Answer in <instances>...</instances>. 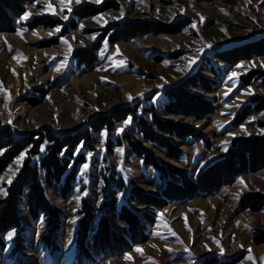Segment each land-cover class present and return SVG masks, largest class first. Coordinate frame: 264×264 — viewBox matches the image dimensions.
Here are the masks:
<instances>
[{"label": "rangeland", "instance_id": "1", "mask_svg": "<svg viewBox=\"0 0 264 264\" xmlns=\"http://www.w3.org/2000/svg\"><path fill=\"white\" fill-rule=\"evenodd\" d=\"M49 4L51 11L46 10ZM83 6L108 8L96 16L81 19L75 16L74 11ZM61 7L60 0H41L29 5L27 12L33 15L28 20L21 18L17 21L16 33H0L2 125L11 126L17 134L35 132L42 127L68 132L88 127L93 118L117 107L135 103H140L141 109L154 104L167 118L164 112L168 103L165 89L179 83L207 58L206 66L212 65L217 71L213 78L218 83L210 93L198 90L196 93L207 96L214 103L216 111L214 115L202 119L183 116L168 118L195 127L208 142L169 136L183 152L179 159L170 157L164 149L145 141L134 120L127 126L118 124L111 134H95L94 151H85L89 167L81 175L82 184L75 189L73 196L64 201L59 194L60 186L47 188L51 204L63 219L60 231L54 235L60 247L57 252L43 246L42 236L47 232L43 221H34L27 206H21L22 224L26 230V249L20 252L24 264H78L75 238L83 200H88L90 208L97 211L108 195L115 198L120 206L128 205L141 215L153 208L131 199L133 187L161 196L162 185L168 177L180 181L174 172L169 171L167 178L161 177L153 168L141 163V159L128 146L126 136L142 142L171 169L187 172L196 179L206 167L226 155L236 138L264 134L261 132L264 130V112L252 115L235 128L231 127L234 116L253 97L264 98V66H261L264 56L238 64L243 67L222 63L213 56L216 51L264 38V0H102L99 4L82 0L79 5L74 2L70 5L71 12L66 8L61 11ZM121 10L123 17L112 19L120 17ZM42 16L59 20L60 31H55L57 27L33 30L25 27L28 21ZM64 16L68 19L65 20ZM94 17H102L101 22L97 23ZM150 21L171 28L178 25L184 28L176 34L149 33L110 42L115 25ZM65 27L68 29L63 32ZM18 31L22 36L17 34ZM34 32L37 35H33ZM49 32L53 34L49 35ZM93 35L96 38L90 39ZM62 39L68 43H63ZM94 46L99 47L98 61L90 68L78 69L73 53ZM198 49L203 51L199 52ZM192 58H196V63L188 68ZM121 61L123 65L116 67ZM58 67L59 71L56 70ZM233 72L237 75L229 80ZM251 73L254 80L246 85L242 77ZM130 80L134 83L133 87L127 85ZM76 81H81L77 87L74 84ZM128 94L133 97L132 100L128 99ZM140 115L141 112L138 113ZM143 115L150 121L149 115ZM9 120L11 124L7 123ZM121 128L124 130L118 131ZM225 140L229 142L226 152L222 150V141ZM119 141L122 142L120 146L117 145ZM110 142L116 144L112 150L108 148ZM119 149H123V153ZM21 164L12 163L0 176V188L6 191L8 179H14ZM12 172H15L14 176ZM120 178L125 187L122 192L118 191ZM240 180L244 183L240 184ZM85 192L87 195H84ZM246 193L264 194V170L239 176L233 185L223 188L214 196L201 194L189 202H174L156 210L157 223L149 226L150 238L147 243L122 257H112L98 264H199L208 256L238 259L237 264H264L261 259L264 257V243L256 244L253 239L264 233V211L241 210L240 197ZM77 196L81 197L79 204ZM5 197L0 195V203ZM107 215L113 227L128 233L116 214ZM169 228L176 233L175 236L169 232ZM157 232L159 235L155 234ZM7 235L4 240L8 247L0 253V264H14L10 253L15 234L10 241ZM69 239L72 240L71 244H68ZM137 248L143 250V255L136 251ZM249 250L252 259H248ZM129 256L131 259L126 258Z\"/></svg>", "mask_w": 264, "mask_h": 264}, {"label": "trees", "instance_id": "2", "mask_svg": "<svg viewBox=\"0 0 264 264\" xmlns=\"http://www.w3.org/2000/svg\"><path fill=\"white\" fill-rule=\"evenodd\" d=\"M41 0H39L40 2ZM37 4V0H0V33H16V23L27 12V6ZM108 6L93 8L83 6L74 11L75 16L85 19L105 11ZM61 22L49 16L35 17L25 23L29 30L38 27L55 28ZM115 29L110 42L131 39L149 33L176 34L184 27H168L158 22L120 23ZM110 27L109 29H111ZM68 28L65 27L63 32ZM98 46L85 50H77L73 57L78 69L90 68L98 61ZM213 56L228 65H238L253 57L264 56V38L238 44L228 49L219 50ZM206 59V57H205ZM208 58L191 74L179 83L165 89L168 98L164 112L165 118L154 106L141 109L140 103L123 105L111 112L97 116L90 121L88 127L62 132L53 128L42 127L38 131L17 134L11 126L0 123V176L16 161L22 152H26L20 170L6 184L7 195L0 203V253L5 252L8 244L4 236L15 230L12 240L14 247L10 259L14 264H24L20 252L26 249L25 227L22 224L21 206L25 204L34 221L41 220L47 232L42 236L45 249L57 252L60 247L54 235L60 231L63 219L54 208L47 196V188L60 186V197L68 201L77 187L83 181L81 169L89 160L85 151H94V135L107 132L111 134L116 126L128 117L137 122L139 132L145 141L151 142L167 152V155L179 159L183 152L169 139L177 138L202 139L206 138L195 128L183 125L169 117H192L202 119L214 115L216 109L207 96L196 93V90L210 93L217 85L214 75L217 71L213 66H206ZM254 74L242 77L246 85L254 80ZM256 76V75H255ZM141 112L142 115L138 116ZM264 112V98L253 97L235 116L231 127L235 128L244 123L256 113ZM143 114L150 116L148 121ZM128 146L137 158L148 167L153 168L161 177L167 178L169 171L174 172L180 181L170 177L162 185L161 196L144 193L136 187L131 189L130 197L140 205L152 207L141 215L128 205H119L115 198L105 196L101 208L93 211L88 200L82 201L77 221L75 238V254L78 264H98L100 261L122 257L135 247L149 241V226L157 223V211L166 208L170 203L189 202L198 195L214 196L223 188L233 185L237 178L244 174H253L264 170V134L236 138L226 155L206 167L196 179L187 172L171 169L162 163L157 156L142 142L126 136ZM208 143V142H207ZM115 144V143H114ZM108 144L109 150L114 146ZM122 144L118 142V146ZM116 145V144H115ZM41 147L44 151H41ZM79 149V151H77ZM63 153V155L61 154ZM118 191L124 190L123 179H118ZM241 210L253 212L264 211L263 193H246L240 197ZM107 213H114L123 223L128 233H122L113 227ZM256 244L264 243V233L256 235ZM17 257V259H16ZM238 259H220L217 256L203 258L199 264H237Z\"/></svg>", "mask_w": 264, "mask_h": 264}, {"label": "snow or ice", "instance_id": "3", "mask_svg": "<svg viewBox=\"0 0 264 264\" xmlns=\"http://www.w3.org/2000/svg\"><path fill=\"white\" fill-rule=\"evenodd\" d=\"M38 2H39V0H37V3H38ZM73 2H74L75 4H77V5H79V4L82 2V0H60V4L62 5V7H61V11H64V9L66 8L68 12H71V11H72V8L70 7V5H71ZM91 2L96 3V4H99V3L102 2V0H91ZM249 2H250V0H249ZM46 10L51 11V5H50V4L48 5V7H47ZM53 14H56V13L53 12ZM32 15H33V13H31V12H25V13L23 14V16H22V19H23V20H28ZM123 15H124L123 10H121L120 17H112V19H119V18H122ZM63 18H64L65 20L68 19L67 16H64ZM93 19L96 20L97 23H100L101 20H102V17H94ZM201 21H203V17H201ZM80 27L83 28V25H81ZM192 27L195 28L196 25L193 24ZM55 31H56V32H59V31H60V28L57 27V28L55 29ZM17 34L22 36V33L19 32V31L17 32ZM48 34H49V35H52L53 33H52V32H49ZM33 35H37V33L34 32ZM95 38H96L95 35H93V36L90 37V39H95ZM62 42L65 43V44L68 43L67 40H63V39H62ZM105 44H107V41H105ZM207 47H211V45H207ZM9 50H11V47H10V46H9ZM197 51L202 52L203 49H198ZM69 52H71V47H69ZM117 52H119V49H118V48H117ZM15 58H16V57H14V59H15ZM23 58H24V59H27V57H23ZM63 63H64V62H62L61 66H63ZM195 63H196V58H192V59L190 60V62L188 63L187 67H188V68H191V66H192L193 64H195ZM122 65H123V61L117 63V64H116V67H121ZM261 66H264V64H262ZM237 67H243V65H237ZM56 70L59 71V70H60L59 67H58ZM98 70H99V69H98ZM236 75H237V74H236L235 72H233V73L228 77V79H229V80H232L234 77H236ZM102 79H103V78H102ZM157 87H162V85H157ZM146 91H147V90H146ZM229 91H231V89H230ZM248 94L251 95V94H252L251 91H249ZM139 95H140V96H143V93H140ZM128 99H129V100H132L133 97H132L130 94H128ZM237 106H238V105H237ZM5 107H7V105H5ZM131 122H132V117H128L123 123H124V126H127V125H129ZM7 123L11 124L12 121L9 120V121H7ZM123 130H124V129L121 128V129H119L118 131L122 132ZM244 131H246V129H244ZM261 132L264 133V130H261ZM105 135H106V133H105ZM230 135H234V134H233V133H230ZM228 143H229V142H228L227 140L222 141V150L225 151V152L228 150V148H227ZM41 151H44V148H43V147H41ZM77 151H79V149H77ZM118 151H119L120 153H123V149H119ZM0 154H2V150H0ZM61 154L63 155V153H61ZM25 155H26V152H22V153L20 154V156L17 158V160L15 161L16 164H17L18 166H19V165L21 164V162L24 160ZM88 155L91 156V153H89ZM210 159H211V157H210ZM82 167H83V170H82V172H81V175H84V174L86 173V171H87L89 165H88L87 163H85ZM9 171L11 172L12 170L9 169ZM17 171H18V168H17ZM12 175L14 176V175H15V172H12ZM11 182H12V181H11V178H9V179H8V183L11 184ZM84 182L87 183V180L85 179ZM239 183H240V184H243L244 182H243V180H240ZM0 195L6 196V195H7V192H6L4 189L0 188ZM84 195H87V192H85ZM238 197H239V194H237V198H238ZM80 199H81L80 196H77V197H76V200H77V203H78V204H79ZM185 219H186V218H185ZM73 223H75V221H73ZM186 226H187V224H186ZM245 227H247V225H246ZM189 231H191L190 228H189ZM169 232H170L173 236L176 235V233L173 232L170 228H169ZM14 234H15V230H13L12 232H9L8 235H7V239H8L9 241L12 240ZM155 234H156V235H159L158 232L155 233ZM71 243H72V240L69 239V240H68V244H71ZM181 243H182V241H181ZM217 243H218V242H217ZM153 247H154V245H153ZM205 247L207 248V245H205ZM136 251L139 252L141 255H143V250H142V249L137 248ZM185 251H188V249H185ZM221 254H223V249H221ZM126 258H127V259H131L130 256H129V257H126ZM248 259H252L251 250H249ZM261 259L264 260V257H261Z\"/></svg>", "mask_w": 264, "mask_h": 264}, {"label": "bare ground", "instance_id": "4", "mask_svg": "<svg viewBox=\"0 0 264 264\" xmlns=\"http://www.w3.org/2000/svg\"><path fill=\"white\" fill-rule=\"evenodd\" d=\"M126 82V81H125ZM124 82V83H125ZM79 83H81V81H76L74 84H75V87H77V86H79L80 84ZM127 84V83H126ZM128 86H130V87H133L134 86V83H133V81L132 80H130L129 81V83L127 84ZM137 90V89H136Z\"/></svg>", "mask_w": 264, "mask_h": 264}, {"label": "crops", "instance_id": "5", "mask_svg": "<svg viewBox=\"0 0 264 264\" xmlns=\"http://www.w3.org/2000/svg\"><path fill=\"white\" fill-rule=\"evenodd\" d=\"M140 162L142 163L143 161L141 160Z\"/></svg>", "mask_w": 264, "mask_h": 264}]
</instances>
